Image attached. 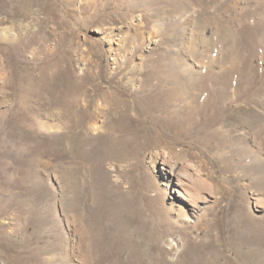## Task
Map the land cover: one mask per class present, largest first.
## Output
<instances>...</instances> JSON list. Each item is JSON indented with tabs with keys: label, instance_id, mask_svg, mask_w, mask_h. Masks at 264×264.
Masks as SVG:
<instances>
[{
	"label": "rangeland",
	"instance_id": "obj_1",
	"mask_svg": "<svg viewBox=\"0 0 264 264\" xmlns=\"http://www.w3.org/2000/svg\"><path fill=\"white\" fill-rule=\"evenodd\" d=\"M0 264H264V0H0Z\"/></svg>",
	"mask_w": 264,
	"mask_h": 264
},
{
	"label": "bare ground",
	"instance_id": "obj_2",
	"mask_svg": "<svg viewBox=\"0 0 264 264\" xmlns=\"http://www.w3.org/2000/svg\"><path fill=\"white\" fill-rule=\"evenodd\" d=\"M131 74L132 73H130L129 74V76H130V78H129V80L131 81ZM137 74V73H136ZM119 75V74H118ZM113 76V75H112ZM124 76V75H123ZM135 76V75H134ZM137 76V75H136ZM121 77V76H120ZM119 77V78H120ZM164 77V76H163ZM188 77H190V78H192V76H191V73H189V75H188ZM126 79H127V77H125ZM109 79V78H108ZM132 82V81H131ZM130 82V83H131ZM129 83V82H128ZM142 83H144L145 85H147L148 83H145V82H143L142 80H141V84ZM148 86V85H147ZM239 91V90H238ZM237 91V92H238ZM91 92H89L88 90H86V91H84L83 92V94H82V96L80 97L81 99H79V97H77L76 96V94L75 93H71L69 96H70V107L71 108H73L74 109V107L75 108H77V107H79V106H81V103H79V101L80 100H82L83 99V101L86 103L85 104V108H83L82 106H84V103L82 104V106H81V108L83 109V112H87V110H88V108H90L91 107V105L93 104V100L91 99V97H92V94H90ZM94 94H100L101 95V99L103 100V102H105L106 103V108L110 111V112H112V114H113V116H112V118L113 117H116V116H121V115H130V113H131V111H133V105H132V103H130V101H128L127 99H125L124 97H122V96H120V95H116V93H108V92H101V93H99V91L98 92H95ZM209 94V93H208ZM237 95V94H236ZM226 96V94L225 93H223V92H220V93H217L216 95H213V94H211V96H210V101H211V99L212 100H214V98L215 99H223V97H225ZM83 97V98H82ZM185 102V101H184ZM205 103V102H204ZM207 104V103H206ZM202 106V105H201ZM69 107V108H70ZM189 107V106H188ZM206 106H204V108H205ZM68 108V109H69ZM187 108V107H186ZM211 108V107H210ZM76 110V109H75ZM181 110V109H180ZM184 110V109H183ZM198 111V110H197ZM78 112V111H77ZM199 113H201L200 111H199ZM72 116V115H71ZM73 116H74V114H73ZM189 117V116H188ZM199 118V117H198ZM197 118V119H198ZM188 119V118H187ZM185 121V120H184ZM155 122V124H157V125H159L158 126V128H156V129H154V130H156L159 134H161V133H163L161 130H159V129H162V130H166V129H169L170 130V128H173V130L175 129V130H177V128H180L182 125L179 123L180 122V120H179V118H177L176 119V121L175 120H173V119H170V120H168V118H167V120H164V121H162V120H160V121H154ZM191 122V121H190ZM187 123H189V121L187 122ZM186 124V123H185ZM184 124V125H185ZM181 125V126H180ZM199 125V124H198ZM197 125V126H198ZM108 127V126H107ZM184 128H186V126H183ZM183 127H181L182 129H183ZM188 127V126H187ZM196 127V126H195ZM180 128V129H181ZM117 129V128H116ZM180 129H178V131H176V133H180ZM197 129V128H196ZM171 131V130H170ZM197 132V131H196ZM185 134V133H184ZM187 134V133H186ZM189 134H190V132H189ZM166 135V134H165ZM174 135V134H173ZM183 135V134H182ZM154 137V136H153ZM163 163H166V159H165V162H163Z\"/></svg>",
	"mask_w": 264,
	"mask_h": 264
}]
</instances>
